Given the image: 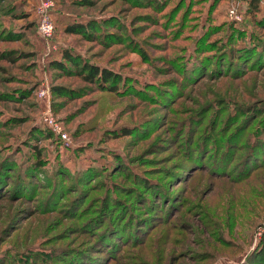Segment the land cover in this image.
Here are the masks:
<instances>
[{
	"label": "rangeland",
	"instance_id": "obj_1",
	"mask_svg": "<svg viewBox=\"0 0 264 264\" xmlns=\"http://www.w3.org/2000/svg\"><path fill=\"white\" fill-rule=\"evenodd\" d=\"M78 1L53 0L45 45L0 0V264H264V0ZM64 50L116 92L54 69ZM111 214L126 229L89 253Z\"/></svg>",
	"mask_w": 264,
	"mask_h": 264
},
{
	"label": "trees",
	"instance_id": "obj_2",
	"mask_svg": "<svg viewBox=\"0 0 264 264\" xmlns=\"http://www.w3.org/2000/svg\"><path fill=\"white\" fill-rule=\"evenodd\" d=\"M124 1H126V3L130 2L131 6L134 8H143V9L152 10L155 12L163 11V9L165 8V6L162 5L163 4L162 1H158V0H124ZM243 2L246 3V8H247L246 10L249 12L248 15H255L257 12V7H258V5H257L258 0H244ZM77 3L81 4L82 6L89 5V2L86 0H80ZM145 18L149 19L147 17H145ZM34 24H35L34 21L28 23L27 24V26H28L27 30H29V29L32 30L34 27ZM91 25H92V22H88L86 24H80V23L68 24L64 28V33L83 36V37H89L90 36L89 35V29L92 28ZM35 37H36V34H35ZM60 58H61V61H52L50 63L51 66H53L54 69L62 72L65 75L70 74L74 77H77L78 79H80L85 84L93 85L96 88L106 90L108 92H116L117 86L122 82L121 77L119 75H117L116 73H114L113 71L108 70L106 67H99L97 65L91 64L87 60H84L82 57H80L78 54H71L67 50H64L61 53ZM51 91L53 92L54 95L62 97V95H61L62 92L70 91L69 94H72L71 92L73 90H66L60 86H55V87L51 88ZM122 135L123 136H129V133L127 130H122ZM262 147H264L263 144H261V145L257 144L256 145L255 143H252L249 151H254V149H257V151L263 150V149H260ZM197 156H198V154H196V152H195V157H197ZM177 173H178L177 171H174L171 174H173V176H175V175H177ZM143 180H144L143 184L148 190L149 189L150 190H158L159 189L157 187V185L151 184L150 181H148V179L147 180L143 179ZM21 191H22V189H20L19 192H21ZM25 191H26L25 193H27L26 189H25ZM110 210L111 209L109 208L108 214H109ZM101 214H102V212L100 211V215ZM104 217H108L109 221H108L107 225H104L103 227H99V226L97 227V225H96V221H98L100 219L91 220L87 224L88 228L90 226L96 227V228L94 227L95 228L94 237L97 239V242L93 246L90 247V251H88L89 253H96L97 251H95V250H97L100 247L105 248L104 250H106L107 248H110L109 246L112 245L111 243L114 241V239L117 238L119 233L126 229V228H124L125 226L122 225V223H120V222L117 225L113 224V220H114L115 216L113 217L112 214L110 215V217L109 216H103V219H104ZM110 218H112V219H110ZM115 222H118V221H115ZM77 261H78L77 259L74 260V262H77ZM68 262H69V260H68ZM89 262L90 261L88 259L83 260V264H90Z\"/></svg>",
	"mask_w": 264,
	"mask_h": 264
},
{
	"label": "built area",
	"instance_id": "obj_3",
	"mask_svg": "<svg viewBox=\"0 0 264 264\" xmlns=\"http://www.w3.org/2000/svg\"><path fill=\"white\" fill-rule=\"evenodd\" d=\"M32 7V11L35 16V28L36 33L43 44L48 45L49 41L53 35L54 25L51 19V10L53 9V0H28ZM229 13L235 18L236 10L234 6H231ZM48 89L47 87L41 88L38 92L39 98L47 97ZM42 122L44 125L51 128L62 140H66V136L62 134L60 128L53 121L52 117L49 114V111L46 110L43 112Z\"/></svg>",
	"mask_w": 264,
	"mask_h": 264
}]
</instances>
